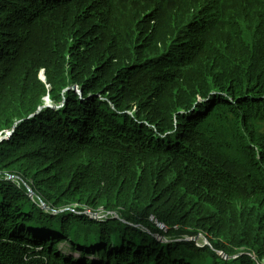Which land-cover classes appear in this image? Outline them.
I'll list each match as a JSON object with an SVG mask.
<instances>
[{
  "label": "trees",
  "instance_id": "trees-1",
  "mask_svg": "<svg viewBox=\"0 0 264 264\" xmlns=\"http://www.w3.org/2000/svg\"><path fill=\"white\" fill-rule=\"evenodd\" d=\"M134 1L117 22L110 0H0V51L23 23L56 106L37 112L38 60L0 64V134L21 121L0 146V264L264 263V0ZM152 7L167 46L141 21Z\"/></svg>",
  "mask_w": 264,
  "mask_h": 264
},
{
  "label": "rangeland",
  "instance_id": "rangeland-1",
  "mask_svg": "<svg viewBox=\"0 0 264 264\" xmlns=\"http://www.w3.org/2000/svg\"><path fill=\"white\" fill-rule=\"evenodd\" d=\"M110 1L113 5H115L117 7V9L114 13V14H116V13L119 14V17L116 19L117 22L118 21H126L128 19V15H131L134 18L137 17L134 13V7L130 6L129 3L126 2V0H110ZM131 1H133V0H131ZM142 1H144L145 4L146 3L155 4V2H157L156 0H135L134 3L135 4H141ZM106 3H108V0H97L98 5H105ZM227 3L233 4V2L230 0H227ZM162 13L164 14V16L161 17V19H163L164 17H168L167 12H162ZM162 13H158V9L155 7L144 8L143 12H142L143 18L141 19V21L146 20L149 23L150 30L156 32L160 41L163 44H165V46H167L168 42L171 40V39H167V36H168V34H172V35L174 34L175 35V27L171 24H166L165 22H162L159 19L158 15H160ZM104 14L109 15L107 9L104 10ZM129 20L131 22L130 28H132V25L134 24V22L136 20L133 18H130ZM56 22H57V20H56ZM56 22H50L49 27L52 28V27L56 26L55 25ZM179 22H180V20L177 19V23H179ZM122 26H123V24H121V28H122ZM25 27L26 26L23 23H17L14 26H11V29L16 30L15 37L17 39L15 40L14 43L7 45V47H9L11 49L10 52L4 53V52L0 51V64L2 66H4L3 71L6 69H14L20 73H25L27 71V69L25 67V61L27 60V58H32V59L38 60V64L40 65V67L37 69V71L39 70L38 76H39V79L41 80V82H43L45 84V87H47L48 91L45 95H41V99L43 100V103L38 106L37 112H40L43 109L49 108V107L55 108L56 106H53L54 102H53L52 96H51L53 93L52 92L50 93V90H51L50 84L48 83L47 78H46L47 77L46 74L48 73V69L42 68V66L44 65V62H46L45 61V58H46L45 54H43V53L39 54L38 52L33 51V47H28V45L30 43H33L35 41L34 49L38 48L39 44H40V40L36 39V38L33 39L31 36L27 40H24L22 38L21 34L18 33V30L21 31V29L25 28ZM57 27L60 31L61 39L66 43L68 32L66 31L65 28H62L61 26H57ZM121 28H120V30H121ZM133 28H135V26H133ZM26 30H27V28H25V31ZM2 32L3 31L0 30V37L1 38H2V36H4V34ZM212 34H213V32H212ZM110 36H111V32L109 31L106 35H104L105 40H107V37H110ZM50 52H52L53 54H58L57 52H59L55 47L54 40L52 41V49ZM169 68H171V66H169ZM33 71H36V70L35 69L31 70V74H33ZM28 74H29V71H28ZM178 77H179V73L174 72L171 75V79L167 78L165 83H171V80H175V82H180L181 78H178ZM206 86H209V84L206 81L204 83L202 80L196 81L194 83H190L189 84V92H188L189 97L197 96L196 99H198L199 97H201L203 95L202 92L206 91ZM74 88H77V86H74ZM168 94H169V92L166 91V95H168ZM187 98L188 97L181 94L180 98H179V102L181 104L185 105L189 102V99H187ZM130 113L131 114H133V113L137 114L136 108L132 109V111ZM144 119H146V117H144ZM19 122H21V121L15 120V123H14V126L12 129L3 130L4 134H0V146H1L2 141L4 139L8 140L9 138H11V136L15 132L16 126ZM177 128H178V126H177ZM7 179H11V181H14L16 178L15 177H8ZM28 190H29V196L32 199L41 200V198H39L35 194V192H33L29 187H28ZM39 205L41 208H43L44 210H46L48 212H52V213H60L61 212V210L52 209V207L50 205H47V203H45L43 200L39 201ZM72 207L76 208L77 205H72ZM64 210L65 209H63L62 211H64ZM85 212L88 213L91 211L88 208H84V209L80 210L79 213L86 214ZM86 215H88V216H90V218L94 219V217H92L94 215H92V216L89 214H86ZM105 218H107V217L104 215H99L98 218H95V219L99 220V219H105ZM162 239L159 238V241L163 242ZM168 241L171 242V240H168ZM198 245L204 246L207 244L205 242H199ZM58 248H62V250L65 252H71L69 247H68V242L67 243L66 242H60V244H58ZM74 254L78 255V256L80 255L79 252H76Z\"/></svg>",
  "mask_w": 264,
  "mask_h": 264
},
{
  "label": "water",
  "instance_id": "water-1",
  "mask_svg": "<svg viewBox=\"0 0 264 264\" xmlns=\"http://www.w3.org/2000/svg\"><path fill=\"white\" fill-rule=\"evenodd\" d=\"M13 177V176H12ZM91 210V209H90ZM86 214H89V215H94V216H92V217H94V218H98V216L100 215V213L99 212H94V211H91V212H85ZM161 228L164 230V231H166L167 229L166 228H164V226H161ZM157 238L159 239H162V236H157ZM200 238H203V240L205 241V242H209V240H207L206 238H204L203 237V235H198V236H195V237H189V238H187V239H191V240H198V239H200ZM163 239H166V240H169L167 237H163ZM222 254V253H221ZM222 256L224 257V258H228L229 256L228 255H226V254H222Z\"/></svg>",
  "mask_w": 264,
  "mask_h": 264
},
{
  "label": "clouds",
  "instance_id": "clouds-1",
  "mask_svg": "<svg viewBox=\"0 0 264 264\" xmlns=\"http://www.w3.org/2000/svg\"><path fill=\"white\" fill-rule=\"evenodd\" d=\"M90 211H92V210H90Z\"/></svg>",
  "mask_w": 264,
  "mask_h": 264
}]
</instances>
